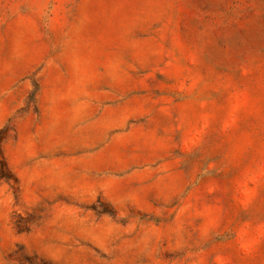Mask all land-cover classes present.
<instances>
[{"label": "rangeland", "instance_id": "374dc122", "mask_svg": "<svg viewBox=\"0 0 264 264\" xmlns=\"http://www.w3.org/2000/svg\"><path fill=\"white\" fill-rule=\"evenodd\" d=\"M0 264H264V0H0Z\"/></svg>", "mask_w": 264, "mask_h": 264}]
</instances>
